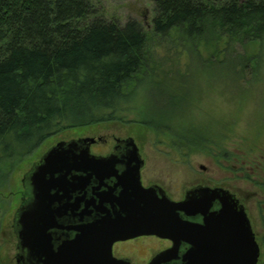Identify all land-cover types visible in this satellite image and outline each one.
I'll list each match as a JSON object with an SVG mask.
<instances>
[{
    "label": "trees",
    "instance_id": "1",
    "mask_svg": "<svg viewBox=\"0 0 264 264\" xmlns=\"http://www.w3.org/2000/svg\"><path fill=\"white\" fill-rule=\"evenodd\" d=\"M149 32L135 19L96 15L92 0H0V154L27 155L65 129L122 118L172 146L225 154V132L181 111L192 97L148 43L170 38L198 56L201 46L233 55L264 39V0H155Z\"/></svg>",
    "mask_w": 264,
    "mask_h": 264
},
{
    "label": "water",
    "instance_id": "2",
    "mask_svg": "<svg viewBox=\"0 0 264 264\" xmlns=\"http://www.w3.org/2000/svg\"><path fill=\"white\" fill-rule=\"evenodd\" d=\"M92 141L93 137H85L57 142L25 177L28 196H24L14 219L20 250L17 264H121L112 255L113 242L140 234L193 243L184 264L258 263L260 247L248 214L228 189L196 186L187 191L182 201L165 194L159 196L155 187L142 185L139 148L133 138H128V159L136 163L135 167L129 166L124 174L117 175L118 194L115 187L100 192L105 179L113 173L99 169L102 160L91 154ZM93 182L98 184L93 190L100 197L99 204L94 197L81 195ZM215 200L222 204L219 211L210 210ZM81 203L86 208L79 214ZM107 203H111V209ZM92 211L97 214L92 215ZM180 212L202 214L204 222L191 223ZM68 215H92L93 219L67 226L75 229L76 236L54 247L50 230L65 227L58 219ZM172 252L164 251L151 264L174 257Z\"/></svg>",
    "mask_w": 264,
    "mask_h": 264
},
{
    "label": "rangeland",
    "instance_id": "3",
    "mask_svg": "<svg viewBox=\"0 0 264 264\" xmlns=\"http://www.w3.org/2000/svg\"><path fill=\"white\" fill-rule=\"evenodd\" d=\"M92 3L96 15L117 19L121 23L135 19L142 22L148 32L152 30L155 0H92ZM169 39L150 38L148 46L154 63L162 65V71L178 74L179 86L187 87L192 100L186 98L181 111H189L188 117L194 115L200 123L225 132L223 141L229 149L225 154L231 159L217 161L207 153L221 152L216 149L200 151L193 147L172 146L165 136L145 124L113 121L104 130L132 134L147 154L152 174H163L160 178L166 180L168 186L186 187L205 177L236 190L241 188L255 221L264 227L261 214H264V39L244 47L237 46L233 55L226 52L220 57L211 55V50H205L203 46V55L198 56L180 45L178 48ZM239 54L242 57L237 58ZM145 96L146 92H142L136 104H148ZM130 118L134 115L131 114ZM98 130L96 124L68 128L50 136L27 155L6 157L0 154V264H15L18 250L13 222L17 208L27 195L24 186L27 174L60 140L95 135ZM14 147L18 148L19 144ZM20 147L25 150L29 146L22 144ZM171 153L191 155L182 158L180 172H160L166 165L174 166ZM200 165L206 166L208 171H202ZM242 167L246 177L239 175ZM138 254H146V248L138 247ZM260 264H264V259Z\"/></svg>",
    "mask_w": 264,
    "mask_h": 264
},
{
    "label": "flooded vegetation",
    "instance_id": "4",
    "mask_svg": "<svg viewBox=\"0 0 264 264\" xmlns=\"http://www.w3.org/2000/svg\"><path fill=\"white\" fill-rule=\"evenodd\" d=\"M122 122L126 123L127 121L125 119H112V120H105L100 121L98 123H95L98 125V132L95 133V135H87V136H80L74 139L79 138H85V137H93L94 141L91 142L90 145V152L93 155H96L99 157L102 162H100V168L106 169L109 172L112 171L113 175H111L109 178L105 179V184L103 187H100L99 191L104 192L110 190L111 187H115V193L118 194L120 192L119 186H116V183L118 182L117 175L124 174L128 167H135L136 163H129V145L127 142L128 138H133L136 142L138 148H139V155L141 159V163L138 165L140 166V180L142 185L145 188L149 187H155L157 194L161 196L162 194L167 195L170 199L174 201H182L186 197V193L189 189H192L196 186H211V187H223L225 189H228L231 193L234 194L236 199L239 201V205H243L248 217L250 219L253 232L255 234L256 241L260 247V256L257 264H260L262 260L264 259V227H261V224L257 221H255L250 209L247 206V200L246 197L242 194V189L236 190L230 185H227L222 182H214L213 180H210L205 177H200L201 179H196L193 183L187 185L186 187L179 186V185H173L168 186L166 180H163L160 178L161 175L158 176L156 173L152 174V171L149 166V158L147 154L143 151L141 143L130 133H117L114 131L104 130L106 125L109 122ZM127 123H137V122H127ZM139 123V122H138ZM142 124V123H140ZM73 139V138H71ZM70 140V139H68ZM61 141V140H60ZM53 146V145H52ZM172 157L174 158V166H168L161 168L160 172H170L174 170L175 172H180L181 166H182V158L185 156H190L189 153H177L172 154ZM210 156H213L217 161L218 160H225L226 161V154H218V153H212ZM201 168V167H200ZM202 171H208L207 167L201 168ZM157 170V169H156ZM239 175L241 177H246L244 173V167L240 169ZM172 184V183H171ZM98 187L97 182H93L91 186L87 189V191L82 192V196L87 198L94 197L96 199V203L99 204V198L96 193H94V188ZM26 190V188H25ZM80 195V196H81ZM26 197L28 196L25 195ZM22 202L20 203L19 207L22 205ZM264 205V203H263ZM106 206L111 209L112 205L111 203H107ZM19 207L17 208L16 212L18 211ZM222 207V204L219 200H215L213 203V206L211 207V211H219ZM86 204L81 203L80 208L78 210V213L80 214L83 210H85ZM264 208V207H263ZM262 212V207H261ZM71 213V212H70ZM16 214V213H15ZM96 211H92V215H96ZM99 214V213H98ZM102 215V213H100ZM264 220V214L261 213ZM260 214V215H261ZM91 216H85V217H73L71 215H68L67 217H61L58 219V223L60 225H64L65 227H53L51 232L52 237V243L54 247H57L58 244L61 243V241L66 239H73L77 232L75 229L68 228L67 226L70 225H80L87 223L88 220H92L93 217ZM180 215L185 220L191 222V223H203L204 222V216L202 214H193V215H187L184 212H180ZM15 219V217H14ZM13 229L14 233L17 238V253L15 256V264H17V254L20 252L18 248V237L15 231V222H13ZM146 245V246H145ZM138 247L139 248H146V254L139 255L138 254ZM194 244L190 243L188 241H181L178 243L173 238L169 237H162L157 234H140L124 239H118L113 242L112 244V255L114 258L118 259L121 264H151L154 259H156L161 253L164 251H173L170 259H168L165 262H162L161 264H184V257L188 254L190 249H193Z\"/></svg>",
    "mask_w": 264,
    "mask_h": 264
}]
</instances>
